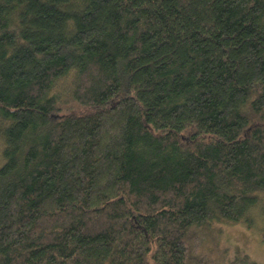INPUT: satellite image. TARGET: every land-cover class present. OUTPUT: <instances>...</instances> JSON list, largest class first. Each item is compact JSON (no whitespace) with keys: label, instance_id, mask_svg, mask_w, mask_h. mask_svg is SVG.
Wrapping results in <instances>:
<instances>
[{"label":"trees","instance_id":"16d2710c","mask_svg":"<svg viewBox=\"0 0 264 264\" xmlns=\"http://www.w3.org/2000/svg\"><path fill=\"white\" fill-rule=\"evenodd\" d=\"M0 139V264H219L264 211V0H0Z\"/></svg>","mask_w":264,"mask_h":264},{"label":"rangeland","instance_id":"374dc122","mask_svg":"<svg viewBox=\"0 0 264 264\" xmlns=\"http://www.w3.org/2000/svg\"><path fill=\"white\" fill-rule=\"evenodd\" d=\"M4 141L0 139V166L4 164ZM264 205V203H263ZM262 205V206H263ZM264 210V209H263ZM255 226H225L219 241L207 249L219 264H264V211L253 210Z\"/></svg>","mask_w":264,"mask_h":264}]
</instances>
